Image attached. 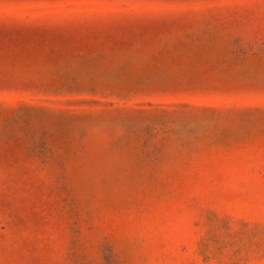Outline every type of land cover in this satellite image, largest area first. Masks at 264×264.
<instances>
[{
  "label": "rangeland",
  "instance_id": "rangeland-1",
  "mask_svg": "<svg viewBox=\"0 0 264 264\" xmlns=\"http://www.w3.org/2000/svg\"><path fill=\"white\" fill-rule=\"evenodd\" d=\"M0 264H264V0H0Z\"/></svg>",
  "mask_w": 264,
  "mask_h": 264
}]
</instances>
